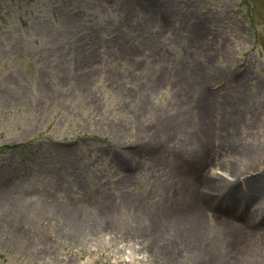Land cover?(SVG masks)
I'll return each instance as SVG.
<instances>
[{
	"label": "rangeland",
	"instance_id": "obj_1",
	"mask_svg": "<svg viewBox=\"0 0 264 264\" xmlns=\"http://www.w3.org/2000/svg\"><path fill=\"white\" fill-rule=\"evenodd\" d=\"M255 155L264 193V0H0V264H264V197L194 211Z\"/></svg>",
	"mask_w": 264,
	"mask_h": 264
},
{
	"label": "bare ground",
	"instance_id": "obj_2",
	"mask_svg": "<svg viewBox=\"0 0 264 264\" xmlns=\"http://www.w3.org/2000/svg\"><path fill=\"white\" fill-rule=\"evenodd\" d=\"M205 23H206V18L201 20V22L197 28H198V32H199L200 37L208 39V36H206V34H205ZM198 74H199V76H202V74L200 72H198ZM164 146H166V145H164ZM158 153H159V151H158ZM151 154H153V152H151ZM159 155L163 156L162 159L167 160L168 154L165 155V150L163 151V149H162V151L160 152V154H158V156ZM151 156L158 157V156H156V154L151 155ZM151 156H149V157H151ZM255 156L256 157H253L251 162H248L249 165L232 164V163H227V162H223L220 164V162H219L218 164H220V168H222L221 170L224 174H222L221 176L213 175V174H209V175L207 174L208 176L204 180V183H207L210 187L214 188L215 190H213L212 192H207V194L212 196V197H209V196L207 197L209 203L207 202L205 207L203 204H195L196 206L194 205L195 206L194 211L199 209L200 211H203L205 213L206 208L210 207V206L222 207L225 205L226 207H233V206L239 204V208L241 209L242 214L245 211V213L248 217V220L250 222L253 219H256L258 216H260L261 212H259L257 204L264 197L262 195L264 193L262 191H260L259 189H257V187H253L252 181L255 179H253L252 177L255 176L253 174L258 169V166H260L259 162L261 163V161H263V160L258 159V155H255ZM168 159H169V157H168ZM242 178H244L243 179L244 182H242ZM241 183H245L248 186V189L246 191H244L243 188L240 187ZM139 205H141V204H139ZM75 207L79 208L78 203L76 204ZM142 207H143V205L140 206V208H142ZM184 207H185L186 212H188V211L193 212V207L186 206V205ZM67 213H70V215L72 216V218L70 220L71 234H74L76 239H83V240L88 239V240H90V239H94L100 235L104 236V235H107L109 233L120 231L116 221H113V222L108 223V224L106 223V224L97 225V226H95V225L90 226V225L85 224L83 222V220H81L82 218L80 217V215H78V213L75 214V213H72L70 211H68ZM70 215H68V216H70ZM198 221L199 220H197V221L191 220V223H189V227L183 233V235H187V237H189L191 239V246H192L191 252L193 254V256H192L193 258H195L197 255L196 254L197 244L195 242H196V238L198 236V232H199L200 227H201L199 225ZM249 221L244 223L245 226L239 225L236 227L234 225L232 227L231 225H229L227 223L220 222L221 224L219 223V225L216 228L214 235L212 233V236L217 237L218 233L228 231L230 234L231 233L234 234V236H235L234 241L242 242V237H243L245 231L246 232L248 231V234H251V235H253V233L255 234L254 230H250L248 227H246V224H248ZM243 226L246 228L245 231H244ZM98 227H100V228H98ZM158 230L159 231H157L156 237H153L152 240H155V238H157V237H159V238H157L158 240H164V238L162 239V237L164 235L158 234L159 232L163 233L162 229L158 228ZM122 231H123V233L124 232L127 233V237H128L130 242L137 240L138 232L133 231L131 229H129V230L126 229V230H122ZM221 234H223V233H221ZM167 239H171V241L173 240V241H175V243L178 241H181L180 235L179 236L175 235V236H173L171 238H167ZM258 240H259L258 244L263 246L264 245V233L261 236V238H259ZM151 245H153V244L152 243H147V244L141 243L143 253L153 254L151 252L152 248H150ZM179 261L180 260H175L174 264H181V262H179ZM183 263H184V261L182 262V264ZM184 264H186V263H184Z\"/></svg>",
	"mask_w": 264,
	"mask_h": 264
}]
</instances>
